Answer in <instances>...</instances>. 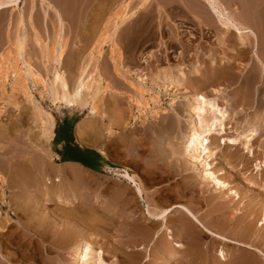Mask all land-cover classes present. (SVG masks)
<instances>
[{"label":"rangeland","instance_id":"374dc122","mask_svg":"<svg viewBox=\"0 0 264 264\" xmlns=\"http://www.w3.org/2000/svg\"><path fill=\"white\" fill-rule=\"evenodd\" d=\"M125 1L130 3L129 11L135 10L140 4V0H48L51 5L49 6L48 3H41V0H22L19 7H10L0 12V54L6 53L11 47V41L13 44L18 34L21 35L20 40H24L25 49L19 62L20 68L24 69L23 62L28 61L36 72L46 79L43 85H35L31 81L28 83L29 98L20 92L19 87L15 88L14 74L10 75L5 91H0V130L5 132V137L0 138V152L4 154V162L0 167L6 184H13L17 180L12 175L14 173L11 160L19 167L24 154L36 146L33 138L39 136L42 131L41 122L38 120L42 111L54 116V134L56 124L66 118L74 122L76 127L82 118L92 117L88 109L72 110L65 105L53 104L51 87L56 71L62 69L65 72L69 89L72 91L79 85L77 83L82 70H86L84 82L93 74V89L82 91L84 99L87 96L90 99L98 92V80H102L101 85L104 86L105 82H109L113 88L99 97V105L102 108L100 110L107 115L105 124L101 119H89L94 133L106 141L104 148L108 158L96 149L77 143L73 127L74 143L95 151L101 157L97 172L89 169L83 171L79 165L71 162H60V157L55 153L53 138L46 149V161L50 168L44 178L46 182H51L49 199L48 196L47 199L35 196L34 192L41 188L40 183L32 187L33 191L23 192L20 196L15 193L17 190L0 187V226L5 228L2 235L6 242L4 245L12 255V264H22L20 255L25 247L32 248L31 252L38 260L36 264H42L41 259L56 257L51 248L54 249L64 237L70 236L76 237L77 240H83L85 236L93 238L96 247L106 252V262L110 264H114L116 260L127 264H221L219 255L222 249L228 257L227 264H238L239 259L247 264H264L263 256L235 244H224L185 220L179 210L172 213L167 223L176 240L184 244L181 253H178L179 261H167L160 253V243L157 240L153 242V235L160 224L145 218V204L136 197L134 189L119 177L122 171H129L138 177L145 189V201L151 202L158 212L175 204L186 205L213 232L252 245L264 252V171L258 172L254 168L256 158L264 161V121H254L261 134L254 143L255 158L252 157L253 153L243 154L242 149L226 150L236 157L241 154L249 157L248 163L240 159L231 165L226 162L225 167L229 165L226 168L229 172L226 181L238 190L241 198L232 203L225 201L223 194L213 193L206 181L203 188L196 186L195 180L191 179L192 171L187 169L189 165L186 166L185 158L172 153L174 147L169 141L161 142L160 146L172 153L171 160L159 150L156 157L152 158V141L145 134L146 128L156 119L170 117L174 114L173 109L184 101L182 92H176L175 89L167 91L154 85L153 76L159 70L167 72L168 68L176 66L188 72L196 61L206 59L209 54L207 46L209 47L210 43L208 39H202L203 33L199 34L200 31L194 27L196 18L187 5H178L177 0H153L149 8L138 10L132 19L114 30L107 23L118 9L128 4L124 3ZM236 1L238 0H234V3H239L241 11L246 8L252 11L253 8L255 11L264 12V0ZM226 2L229 3L228 0ZM179 11L186 12L185 19L175 15ZM57 14L64 23L61 33L57 29ZM21 17L24 21L22 26L19 23ZM181 23L192 27L196 37L200 35L193 40L191 47L181 46V43L177 45L176 39L171 43L173 30ZM34 28L46 47L58 40L57 36L62 35L67 40L61 65H45L42 62ZM105 31L108 32L109 40L100 47L98 40L101 35L107 33ZM205 33H208V30H205ZM184 34L186 35L185 32ZM184 34L182 33V36ZM113 36L121 48L122 72L134 77V87L130 86L126 79L118 77L115 72L110 49ZM149 52L156 57L147 67L142 64L141 57ZM138 69L145 70V78L149 82L148 89L151 90L145 93L148 106L134 115L130 100L140 89L136 75ZM235 87L237 86L228 87L226 94H233ZM208 91L209 89L203 90L210 95ZM110 119L114 121V128L113 133L108 135L105 130ZM234 123L230 127L234 126ZM229 132L230 135H235L234 130ZM89 138L90 141H95L96 136L93 134ZM223 160V157L218 160L220 168L225 162ZM79 172L84 173L83 183L74 176ZM53 195L59 196L65 202H56ZM65 225L69 231H63ZM4 230L2 229V232ZM144 233L148 234L146 240L140 242L141 244L135 243V239H140V235L143 236ZM31 240L34 245L29 244ZM142 244H145L151 253L150 262H144L147 251L137 249L143 246ZM62 254L70 257L69 253Z\"/></svg>","mask_w":264,"mask_h":264},{"label":"bare ground","instance_id":"6f19581e","mask_svg":"<svg viewBox=\"0 0 264 264\" xmlns=\"http://www.w3.org/2000/svg\"><path fill=\"white\" fill-rule=\"evenodd\" d=\"M21 1L22 0H0V12L10 7H19ZM152 1L153 0H140L139 6L132 11H129L128 8L130 3L125 1L124 3L128 4L122 6L114 13L107 25L112 26L114 30L119 28L123 23L132 19L138 10H146V8H149ZM226 1L227 0H177L178 5L179 3L186 4V7H188L195 16L196 25L194 27L200 31L199 34H201V32L203 33L201 38L203 37L209 40V47L207 46V48H209V54L206 56V59L196 61L192 69L188 72L183 71L180 66H176L175 68H168V70H166L167 72L159 70L155 73L152 78L154 85L160 89H166L167 91L175 89L176 92H182L184 101L173 109L174 114L168 117L169 119L154 120L153 123L147 127L148 129L146 128L145 134L152 141V149L150 150V156L152 158L156 157L158 150L169 161L171 160L172 153L175 155L180 154L185 158L187 162L186 166L189 165L187 169L192 171L193 176L191 179L193 178V180H195L196 186L203 188L204 181H206L213 193L223 194L224 200L232 203V201H238L241 198L238 190H236L229 181H226V176L229 175L226 168L239 159L247 162L249 157L242 154L236 157L235 154L227 152L226 150L242 149L243 154L244 152L250 155L253 153L252 157L255 158L253 151L254 143L257 142L261 134L254 125V121L257 119L264 121V12L255 11L252 7H250L252 11L248 8L241 11L238 7L239 3H234V0H228L229 3ZM41 3H48L49 6H51L48 0H41ZM185 13L184 11H179L175 15L185 19ZM56 19L58 22L57 26L59 24L57 29L59 33H61L62 28H64V23L62 22L61 16L58 14ZM19 23L20 26L23 25V17L20 18ZM185 24L186 23L177 24V29L173 30V38H171L173 42L171 43H174L176 39L175 43L177 45L181 43V46L191 47V45H193V40L200 35L196 37L192 32L194 29L185 26ZM109 26L106 27L110 28ZM183 28L186 30H183ZM205 30H208V33H205ZM34 33L36 42L40 47L42 62L45 65H61L67 40L60 35L57 36L59 37L58 40H54L52 45H47L48 47H46L39 38V34L35 28ZM182 33L184 34L183 36ZM20 38L21 35L18 34L13 44L11 41L10 49L6 53L3 52L0 54V91L3 92L4 88L9 83L10 75L14 74L16 76V79L14 78L16 81L14 84L15 88L18 89L19 87L20 92L29 98L30 88L28 83L31 81L33 84L39 85L46 79L44 80L28 61L23 62L24 69L20 68L19 62L25 49V42L23 39L20 40ZM179 38L181 40H179ZM107 40H109L108 32L100 36L98 40L100 47L103 46ZM110 49L111 60L114 64L117 76L126 79V81H129L128 83L130 86L134 87V77L128 75V73L122 72L121 48L114 36L110 41ZM155 57L156 56H154L152 52L143 54L141 57L142 64L148 67ZM157 59L158 58H156V60ZM85 71L86 70H82L79 83H77L79 85L73 91L69 89L68 80L62 69L54 73L53 86L51 87L53 104L65 105L72 110L83 111L88 109L89 115L92 117L83 119L78 123L76 127V140L80 145L96 149L99 153L108 158V154L104 148L106 141L102 136L99 137L96 135V132L94 133V128L89 119H101L103 124H105L107 115L100 110L102 108H100L99 105V97L103 95L104 92L110 91L113 88L109 82H105L106 84L104 86L101 85L102 80H98V92L95 93L94 96L92 95L93 97L90 99L88 96L84 99L82 91L85 89L90 91L94 82L93 74L87 77L84 82ZM144 71L145 70L141 69L136 70L140 89L137 90L139 91L138 93L135 91V96H132L133 98L130 100V107L134 115L135 112L140 113L144 111L149 104L145 93L149 92L151 89H148L149 82L147 78H145L146 73H144ZM46 85L47 84H45V86ZM233 85L237 86L235 87V92H233V94H226L227 88ZM136 87L138 88V85ZM206 89H209L210 95L203 92V90ZM151 98L153 99V97ZM250 110L252 113H250ZM38 118L41 122L42 131L39 136L32 137L36 146L29 153L27 152V154H24L23 161L18 164L19 167H17V164H14V160H11V169L13 171L12 173H14L12 175L17 179L13 184H6L7 182L5 177H3L2 168L0 167V187L1 189L7 187L12 191L17 190L19 192L15 191V193L17 196H20L23 192L33 191L31 190L32 187L40 183L41 188L38 189V192H34L35 196H43L44 199L48 196L49 199L51 182L49 183L44 180L46 172L48 168H50L46 161L48 159L46 149L55 136V118L52 114H47L43 111ZM108 122L109 125H106L105 131L108 135H111L113 133L114 121L110 119ZM233 122H235V125L230 127ZM232 130L235 131V135L233 136L230 135L231 132H229ZM4 133L0 130V138L5 137ZM93 134L96 136L95 141H90L89 137L93 136ZM164 141H169L172 144L174 147L172 148V153L167 152L160 146V143ZM182 145L184 146L182 147ZM262 146L264 148V142ZM262 152L264 154V151ZM221 157L224 158L223 161L225 162L220 168V162L218 160ZM255 161L254 168H256L258 172H263L264 161H260L257 158ZM2 162H4V154L0 152V166ZM19 162L17 161V163ZM226 162L229 164L227 167H225ZM79 166L83 171H89L82 165ZM74 176L80 183H83L84 173H75ZM119 177L124 179L125 182L134 189L136 197L144 202L145 208L143 212L145 218L160 224L159 229L153 235V242L157 240V242L160 243V253L167 261H179L178 253H181L184 248V244L178 239L176 240L174 232L168 228L167 224L168 218L177 210L183 214L185 220L190 221L193 225L199 227L215 239L222 241L224 244H235L241 248L255 251L264 257V252L252 245L213 232L207 224L186 205L175 204L158 212L151 202L145 201V189L136 175H132L129 171L125 170L119 174ZM21 181H23V183ZM53 197L56 202H65V200H62L59 196L53 195ZM0 229V264H12V255L8 253L7 247L4 245V243H6L5 238L2 235L5 233V228L0 226ZM2 229L4 232H2ZM66 230L69 231L67 225L64 226L63 231ZM146 235L148 236L146 233H144L143 236L140 235V239H135L134 237L135 241H133L135 243L143 242L146 240ZM36 237H38V235ZM128 237L131 238V236ZM94 241L95 240L90 236H85L83 240H77L76 237L71 236L64 237L57 247L54 249L51 248V250L56 253V257H46V259H41V263L110 264V262H106V252L96 247ZM127 242L130 243L132 241ZM29 244L34 245L35 243L32 241ZM115 248L117 247L115 246ZM31 249L30 247L22 248V253L20 255L22 264L37 263L38 260L35 259L36 255L31 252ZM137 249L144 252L147 251V254L145 252L144 262H150L151 253H149L148 247L144 244ZM46 251L48 252V249ZM192 251L195 254L194 250ZM62 253H69L70 257L64 256ZM191 256H193V254ZM120 261L121 260H116L114 264H127V262ZM219 261L221 264H227L226 262H228V257L223 249L220 251ZM237 263L244 264L245 262L239 259Z\"/></svg>","mask_w":264,"mask_h":264},{"label":"trees","instance_id":"16d2710c","mask_svg":"<svg viewBox=\"0 0 264 264\" xmlns=\"http://www.w3.org/2000/svg\"><path fill=\"white\" fill-rule=\"evenodd\" d=\"M73 127H75L74 122H70L68 119L56 124L53 142L54 144L64 142L65 145L62 150H55V153L59 155L60 162H76L89 170L97 172L101 157L95 151L74 143Z\"/></svg>","mask_w":264,"mask_h":264},{"label":"crops","instance_id":"0c3cea01","mask_svg":"<svg viewBox=\"0 0 264 264\" xmlns=\"http://www.w3.org/2000/svg\"><path fill=\"white\" fill-rule=\"evenodd\" d=\"M89 116H86V117H84V118H82V119H87ZM66 119H69V118H66ZM80 122V121H79ZM78 122V123H79ZM78 123L76 124V127H77V125H78ZM76 127H75V133H74V135H75V138H76ZM74 137V136H73ZM77 141V140H76ZM78 143V142H77ZM65 144H64V142H60L59 144H55V147H56V150H62V148H63V146H64ZM88 149V148H87ZM59 156V155H58ZM72 164H78V165H81V164H79V163H76V162H71ZM87 169V168H86Z\"/></svg>","mask_w":264,"mask_h":264}]
</instances>
